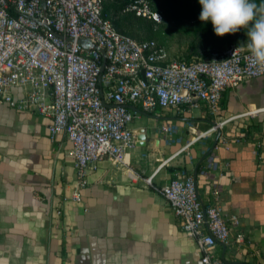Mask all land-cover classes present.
<instances>
[{
  "label": "crops",
  "instance_id": "0c3cea01",
  "mask_svg": "<svg viewBox=\"0 0 264 264\" xmlns=\"http://www.w3.org/2000/svg\"><path fill=\"white\" fill-rule=\"evenodd\" d=\"M134 106L133 144L120 160L92 162L78 185L65 133L51 136L48 116L0 102V264H200L195 240L157 190L182 173L193 176L202 205L216 201L231 218V234L243 233L241 243L214 246L222 264H264V74L226 87L216 114L202 101Z\"/></svg>",
  "mask_w": 264,
  "mask_h": 264
},
{
  "label": "built area",
  "instance_id": "2783aa9c",
  "mask_svg": "<svg viewBox=\"0 0 264 264\" xmlns=\"http://www.w3.org/2000/svg\"><path fill=\"white\" fill-rule=\"evenodd\" d=\"M103 3L0 0V102L48 116L51 136L65 133L78 185L84 183L92 162L101 157L120 160L133 144L129 123L135 111L127 104L149 112L155 107H193L202 101L216 114L226 87L264 74V66L251 64L247 44H229L211 54L168 57L154 39L117 30L103 13ZM122 9L154 21L161 17L148 0H127ZM47 26L68 38L56 36ZM79 38H86L88 45L78 43ZM99 49L105 57L102 71ZM13 87L20 89V96L12 95ZM234 116L219 120L214 127ZM144 181L149 183V177ZM157 190L180 229L195 240L200 264H222L214 246L244 240L241 231L230 233V217L216 201L202 205L192 175H174ZM73 196L78 198L76 193Z\"/></svg>",
  "mask_w": 264,
  "mask_h": 264
},
{
  "label": "rangeland",
  "instance_id": "374dc122",
  "mask_svg": "<svg viewBox=\"0 0 264 264\" xmlns=\"http://www.w3.org/2000/svg\"><path fill=\"white\" fill-rule=\"evenodd\" d=\"M257 5V16L249 25L234 34L217 36L211 22L199 20L201 5L198 0H153L159 11V21L123 10L121 0H104L103 9L115 26L136 38H152L163 45L169 57L189 54H211L229 44L245 45L251 25L262 14L264 0H250Z\"/></svg>",
  "mask_w": 264,
  "mask_h": 264
},
{
  "label": "clouds",
  "instance_id": "9594fccd",
  "mask_svg": "<svg viewBox=\"0 0 264 264\" xmlns=\"http://www.w3.org/2000/svg\"><path fill=\"white\" fill-rule=\"evenodd\" d=\"M201 5L199 20L211 22L217 36L234 34L249 25L257 16V5L250 0H198ZM247 33V48L253 66H264V8ZM159 21V18L157 17Z\"/></svg>",
  "mask_w": 264,
  "mask_h": 264
},
{
  "label": "water",
  "instance_id": "95a60500",
  "mask_svg": "<svg viewBox=\"0 0 264 264\" xmlns=\"http://www.w3.org/2000/svg\"><path fill=\"white\" fill-rule=\"evenodd\" d=\"M47 27H48V26H47ZM48 28H49V27H48ZM49 30H51V29L49 28ZM51 31H52V33L55 34L56 36L63 37V38H66V39L68 38V37L62 36L61 34L55 32V31H53V30H51ZM77 42L80 43V44H82V45H88V40H87L86 38H79V39H77ZM99 51H100V54H101V60H100V65H99V71H102V69H103V63H104V61H105V57H104V52H103V50H102V49H99ZM127 106H128L130 109L134 110V111H139V109H138L137 107H135L134 105H132V104H127ZM218 135H219V128L216 129V135H215V137H214V140H213V142H212V144H211L209 150H207V151L205 152V154H207V153L210 151V149L213 147V145L215 144V142H216V140H217V136H218ZM135 138H136V144L141 145V144L144 143V133H143V129H142V128H138V129H137L136 134H135ZM205 154H204V155H205Z\"/></svg>",
  "mask_w": 264,
  "mask_h": 264
},
{
  "label": "trees",
  "instance_id": "16d2710c",
  "mask_svg": "<svg viewBox=\"0 0 264 264\" xmlns=\"http://www.w3.org/2000/svg\"><path fill=\"white\" fill-rule=\"evenodd\" d=\"M122 1V4H124L127 0H121ZM149 1V5H150V7L152 8V9H155V10H157L154 6H153V3H152V1L153 0H148ZM103 13L105 14V12H104V9H103ZM106 15V14H105ZM108 16V15H107ZM112 20V19H111ZM112 23H113V25L115 26V24H114V22L112 21ZM115 28L117 29V30H119V31H121L120 29H118L116 26H115ZM121 32H123V31H121ZM123 33H126V32H123ZM126 34H128V33H126ZM128 35H130V34H128ZM130 36H132V35H130ZM134 37V36H133ZM136 38V37H135ZM177 57H180V56H177ZM183 57H187V56H183Z\"/></svg>",
  "mask_w": 264,
  "mask_h": 264
}]
</instances>
